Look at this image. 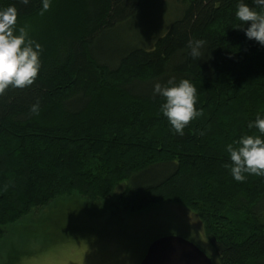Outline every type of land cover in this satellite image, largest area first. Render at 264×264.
I'll use <instances>...</instances> for the list:
<instances>
[{
  "label": "trees",
  "instance_id": "obj_1",
  "mask_svg": "<svg viewBox=\"0 0 264 264\" xmlns=\"http://www.w3.org/2000/svg\"><path fill=\"white\" fill-rule=\"evenodd\" d=\"M159 1L52 0L41 15V0H0L42 46L34 84L0 94V237L56 198L123 189L117 198L132 213L159 203L190 210L219 264H264V177L236 182L225 167L229 143L259 135L247 125L264 117V45L239 28L238 0H182L152 46L104 50L112 29ZM189 40L204 41L196 58ZM182 79L202 115L179 135L153 86Z\"/></svg>",
  "mask_w": 264,
  "mask_h": 264
},
{
  "label": "rangeland",
  "instance_id": "obj_2",
  "mask_svg": "<svg viewBox=\"0 0 264 264\" xmlns=\"http://www.w3.org/2000/svg\"><path fill=\"white\" fill-rule=\"evenodd\" d=\"M181 1L146 6L104 37V50L152 46L182 12ZM122 190L96 201L73 194L33 209L3 230L0 264H140L153 241L169 236L194 244L219 264L201 221L190 210L159 203L132 213L117 198Z\"/></svg>",
  "mask_w": 264,
  "mask_h": 264
},
{
  "label": "clouds",
  "instance_id": "obj_3",
  "mask_svg": "<svg viewBox=\"0 0 264 264\" xmlns=\"http://www.w3.org/2000/svg\"><path fill=\"white\" fill-rule=\"evenodd\" d=\"M20 2L28 5L30 0ZM51 2L41 0V15L50 10ZM235 17L249 40L264 45V0H254L253 7L238 0ZM16 22L17 8L14 5L0 9V94L9 87L23 89L33 85L40 72L42 46L29 37L26 26L17 30ZM203 44V40L188 41L187 47L193 58L200 55ZM153 95L163 98L160 111L176 134L183 135L185 127L202 115L196 108V88L188 79L178 83L169 80L168 86L157 82L153 86ZM39 112L40 103L37 101L31 106L30 113L39 115ZM247 127L257 129L259 135H243L226 146L230 163L225 167L229 168L236 182L245 181L248 175L264 177V117L258 114Z\"/></svg>",
  "mask_w": 264,
  "mask_h": 264
},
{
  "label": "water",
  "instance_id": "obj_4",
  "mask_svg": "<svg viewBox=\"0 0 264 264\" xmlns=\"http://www.w3.org/2000/svg\"><path fill=\"white\" fill-rule=\"evenodd\" d=\"M140 264H212V261L194 244L169 236L153 241Z\"/></svg>",
  "mask_w": 264,
  "mask_h": 264
}]
</instances>
